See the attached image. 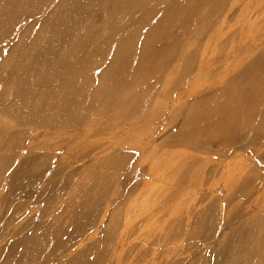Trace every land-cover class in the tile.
I'll use <instances>...</instances> for the list:
<instances>
[{"label": "rangeland", "instance_id": "rangeland-1", "mask_svg": "<svg viewBox=\"0 0 264 264\" xmlns=\"http://www.w3.org/2000/svg\"><path fill=\"white\" fill-rule=\"evenodd\" d=\"M16 1L0 26V264H264V118L213 136L184 125L189 103L264 54V0H153L121 21L109 10L98 47H77L66 68L108 69L120 22L129 33L149 18L139 43L159 32L147 70L118 67L124 79L97 96L55 81L60 54L43 53L73 36L67 0ZM72 103L82 110L62 113Z\"/></svg>", "mask_w": 264, "mask_h": 264}, {"label": "bare ground", "instance_id": "bare-ground-1", "mask_svg": "<svg viewBox=\"0 0 264 264\" xmlns=\"http://www.w3.org/2000/svg\"><path fill=\"white\" fill-rule=\"evenodd\" d=\"M10 1L12 3L9 6H6V8H4L2 6H5L4 4L8 1L0 0V26H2L3 23H7L12 18V21L9 24V26H11V24L15 20L12 17V14L15 11L13 12L12 10L16 0ZM16 2H18V0ZM67 2L69 3L67 10L68 17H65L64 20L70 24H73L74 29L71 30L70 33L73 36L70 35L67 43L64 42L63 39L58 40L55 43L56 46L51 43L53 49L49 51L48 48L47 52L43 50L44 45L42 46L43 53L52 54L53 51H58V54H60L57 59L51 58V60L48 58V60H51V62L49 63V67L57 68L61 72L59 75L53 76V79L55 81L58 80L60 83L63 84V87L67 89L69 88L70 91H76L78 88L82 87V89L88 88V90L91 92L90 87H93L92 94L97 96L99 90H103L104 86L109 87L115 84L118 86L119 81H122L124 79L120 77V75H117V73L115 72L118 67L122 68L123 70H126L129 67H133L136 70L143 68L147 70V66L150 65L149 59L152 60L153 55L155 54L153 51V47L154 44L157 43V40L154 38V36L159 31L157 30L156 26L151 25L145 40L141 41L142 43H139V30H136V27L141 23L147 24L149 18L139 23V21H135V18L138 17L137 14H131V19H135L132 23L133 26H135L130 30L129 33L124 32V25L120 22V26L118 27V33H116L117 35H110L111 37L115 36V38H118L117 41H119V44L115 47L116 49L114 50V57L111 56L112 61L108 69L104 67L102 68L100 64L95 66L82 64L81 66H74L71 68L66 67L68 66L69 62H76L74 58L71 57V54L73 50H75L77 47H84V45L87 43L93 44L94 46L98 47V44L99 42H101L102 39L101 34L105 30L104 26L106 25L108 27L109 22L111 21V18L107 19V12L109 10L116 13L115 15L118 14V19L121 21L125 18L122 16H124V14H127L125 12L127 8L131 9L132 6L133 11L138 10L139 8L145 9L146 7L147 9H149V7L151 8L153 7V5L157 6L156 4H153V0H67ZM19 3L16 4L14 9L19 6ZM176 3L177 1H174L173 4ZM150 10L153 11V9ZM101 14L103 15V18L100 20L102 23L99 24L97 23V19L100 17ZM153 33H155V35H153ZM88 36L90 37L88 40H83L85 37ZM38 37H42V35ZM109 42H113L112 39H110ZM137 45L141 47L142 55H137V51H135ZM100 46L101 43L99 47ZM28 50L29 48H23L22 50L20 49V54L23 55L24 58H26L24 61H35V57L30 58ZM24 58H22V61ZM143 58L145 59V61H143ZM9 59L10 58L8 57L5 58L4 62L1 65L10 62ZM46 60L45 58H43L41 62L46 63ZM32 64L33 63H26L25 65L31 66ZM115 64H117L118 66L112 68L113 66H115ZM33 67L35 69L36 65H34ZM37 67L41 70L45 69L44 66L40 64L37 65ZM91 70L92 72L98 70L97 81L96 76L94 74H92V76L90 77L84 76L86 72H91ZM36 76L39 80L28 76L22 81L16 80V83L14 84L16 86H19L21 84L29 87L28 84L31 82L45 83L50 79L48 73L45 75L37 74ZM80 76H82L83 80H79ZM129 84L135 85L131 83ZM262 89H264V54H260L254 59L253 62L250 61L239 74L231 77L224 87L215 89L212 93H206V95H201L195 98L193 102L189 103V108L186 111V114L184 115V125L188 127L187 123H189V130H192L194 132H202L207 135L209 134L210 136H213V134L225 130L231 131L232 127L236 125H239V127H241L244 132L248 131L249 128L259 129L261 128V121L264 118V102H261V99L264 94L262 92ZM20 97L21 96H17L15 98L18 99ZM248 98H251L252 102L250 101L249 104H244L243 101L247 100ZM73 99L75 98L72 96V100ZM20 100L22 99L20 98ZM75 100V102L73 101L74 103L79 102L78 99ZM74 103H72L73 105H69L67 107L60 106L62 113L68 115H75V112H80L84 104L81 103V108L80 110L78 108L77 111L75 107H73ZM200 104L208 106H205L202 109L199 108ZM11 106L12 108L16 107L15 103H13ZM238 111L239 113H242L244 115H240L241 117H238ZM129 116H132L130 118L134 119L138 115L133 116L132 114H130L125 117ZM120 120L123 121L124 119H119V121ZM201 120L202 123L199 124V121ZM52 126L57 128H64L68 126L74 127V123L66 124L64 122H59L52 124Z\"/></svg>", "mask_w": 264, "mask_h": 264}]
</instances>
